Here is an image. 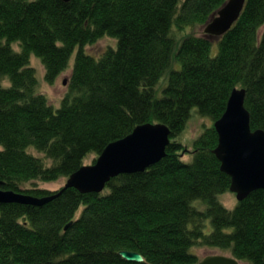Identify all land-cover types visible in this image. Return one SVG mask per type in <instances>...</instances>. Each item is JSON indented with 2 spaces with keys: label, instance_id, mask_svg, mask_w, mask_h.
<instances>
[{
  "label": "trees",
  "instance_id": "obj_1",
  "mask_svg": "<svg viewBox=\"0 0 264 264\" xmlns=\"http://www.w3.org/2000/svg\"><path fill=\"white\" fill-rule=\"evenodd\" d=\"M227 1L0 0L1 187L58 194L43 205L0 203V264H195L194 246L264 264V190L228 209L220 196L231 177L213 151L215 122L234 88L246 89L251 128H264V0H247L220 38L187 32L205 27ZM105 36L117 46L99 56L86 51ZM32 54L50 83L75 56L60 107L39 92ZM194 116L211 123L186 161L179 137ZM148 122L168 125L171 142L146 170L120 174L100 193L41 186L68 178L90 154Z\"/></svg>",
  "mask_w": 264,
  "mask_h": 264
},
{
  "label": "water",
  "instance_id": "obj_2",
  "mask_svg": "<svg viewBox=\"0 0 264 264\" xmlns=\"http://www.w3.org/2000/svg\"><path fill=\"white\" fill-rule=\"evenodd\" d=\"M246 2L228 0L207 23L205 33L213 38L223 36L239 19ZM246 93L245 88H234L232 91L225 112L215 122L218 145L213 150L221 162V170L231 177L230 190L239 201L254 190H264V130L251 128L250 111L245 104ZM170 142L171 129L168 125L151 122L140 124L127 136L108 144L93 164H85L71 174L64 189L74 187L82 193H100L112 178L144 171L159 162L166 156ZM2 184L0 180V203L43 205L58 195L38 197L3 189ZM120 255L129 261H145L140 252L122 250ZM242 263L232 255L211 254L195 264Z\"/></svg>",
  "mask_w": 264,
  "mask_h": 264
},
{
  "label": "rangeland",
  "instance_id": "obj_3",
  "mask_svg": "<svg viewBox=\"0 0 264 264\" xmlns=\"http://www.w3.org/2000/svg\"><path fill=\"white\" fill-rule=\"evenodd\" d=\"M204 28L205 27L203 26H199L196 28H188L187 32L201 34L204 31ZM262 30H264V26H262V29H260V32H262ZM177 33H178V37L181 38V33L179 31H177ZM117 42H118L117 38L112 37V36H105L99 39L97 42L87 45L85 48L89 54H92L94 56H99L107 48L111 46L116 47ZM180 42H181V39L178 40V45ZM14 47L18 49L19 48L18 43H15ZM217 47H218V43L217 41H214V48L212 52L213 55L217 53L216 52ZM74 63H75V56L72 57L68 68L60 74L57 80L54 83H50L47 81L45 77L46 70H45V66L43 64L42 59L35 54L31 55V64L37 69V77L39 80V92L44 93L48 97L50 103L53 104L56 108L61 106L63 97L69 91V80H70V76H71V73L74 67ZM173 67L180 68L181 64L179 63V61L174 60ZM65 80L67 81L66 83H65ZM161 81L162 82L160 86L161 85L165 86V84L167 83L166 79L163 78L161 79ZM160 86H159V94L162 95L163 88H160ZM204 123L210 124L211 121L208 118H203L201 116L192 117L190 121L188 122L186 129L183 131L181 137H179L181 142H183V144L186 146V149L184 150V152H182V156L184 160L190 161L191 158L193 157L192 153L190 152L193 148V141L203 131ZM32 149L34 148H31L30 151H33L34 153L39 154L38 152ZM187 151H189L190 153ZM96 157L97 156L95 154H90L88 157L85 158L84 163L86 165L93 164ZM66 183H67V178L64 177L54 182L42 183L41 186L48 188L49 190L55 191L57 189H60ZM220 198H221V202L228 209H234L238 204L237 196L232 191L223 193L220 196ZM211 231H212V224H211V221L208 220L206 232L210 233ZM191 250L193 253H196L200 259H203L204 257L211 255V254L231 255L229 250L221 249L218 247H197V246L195 247L194 246L192 247ZM242 264H246V263L243 262Z\"/></svg>",
  "mask_w": 264,
  "mask_h": 264
},
{
  "label": "bare ground",
  "instance_id": "obj_4",
  "mask_svg": "<svg viewBox=\"0 0 264 264\" xmlns=\"http://www.w3.org/2000/svg\"><path fill=\"white\" fill-rule=\"evenodd\" d=\"M257 129H262V130H264V128H257Z\"/></svg>",
  "mask_w": 264,
  "mask_h": 264
}]
</instances>
